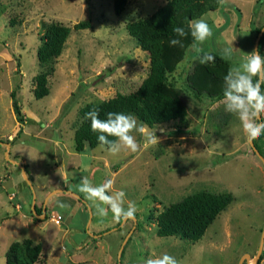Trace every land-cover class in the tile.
Returning a JSON list of instances; mask_svg holds the SVG:
<instances>
[{
    "label": "rangeland",
    "instance_id": "1",
    "mask_svg": "<svg viewBox=\"0 0 264 264\" xmlns=\"http://www.w3.org/2000/svg\"><path fill=\"white\" fill-rule=\"evenodd\" d=\"M166 1L125 0L116 14L114 0H0V141L10 144L7 154L0 144V264L10 244L25 238L41 245L42 264H117L126 236L119 264H142L165 253L179 264H237L245 253L249 261L256 255L264 226V166L241 120L225 111L224 96L197 95L188 77L204 52L223 56L231 69L246 60L256 29L264 25V0H223L197 18L207 22L212 37L194 42L167 76L186 107L184 118L151 127L136 118L146 126L144 133H132L140 145L136 152L122 149L114 155L102 145L74 149L80 109L133 92L147 76L148 53L125 25L150 16ZM86 19L91 27L72 30L58 57L38 62L49 25ZM41 73L47 74L48 92L36 99L35 77ZM150 132L159 144L146 145ZM255 143L264 156V136ZM8 157L25 166L32 189ZM82 177L94 186L113 180L112 191L125 193V209L129 202L136 206L135 220H118L111 211L96 214L98 202L78 190ZM202 190L230 192L233 200L198 241L158 236L157 214ZM32 191L33 209L42 215L45 207L42 217L32 214ZM61 203L68 207L60 208ZM255 264H264V244Z\"/></svg>",
    "mask_w": 264,
    "mask_h": 264
},
{
    "label": "trees",
    "instance_id": "2",
    "mask_svg": "<svg viewBox=\"0 0 264 264\" xmlns=\"http://www.w3.org/2000/svg\"><path fill=\"white\" fill-rule=\"evenodd\" d=\"M221 1L223 0H167L150 16L126 23L128 34L148 53L149 72L135 91L117 94L98 103H88L80 109L82 121L74 132L76 152H82L86 145L91 148L101 145L97 139L100 133L93 132L90 121L84 119L85 113L93 108L100 110L101 119H105L108 112H123L135 115L149 127L186 116V107L178 97V90L167 83V76L176 69L187 49L194 43L190 35L191 22L207 12L216 10ZM124 2L125 0H114L116 14L123 10ZM90 27V19L76 22L72 26L61 23L49 25L41 36L42 44L36 52L38 62L43 65L51 58L58 57L72 30ZM176 27H183L187 35L176 36L173 31ZM260 28L256 29L257 33ZM172 39H179L181 44L173 46L170 43ZM263 40L264 32L259 41V52ZM207 54L213 55L214 61L201 63V59ZM230 69L229 61L223 56L214 52L201 53L188 77L189 85L197 95L204 93L213 98L223 97L224 77ZM46 77V73L35 77L36 99L44 97L48 92ZM255 80L256 77H253V82ZM263 89L264 85L261 86V92ZM15 92L16 89L11 92L13 98ZM13 107L19 120H22L16 99L13 100ZM262 136L264 134L260 137ZM113 139L114 137H109V140ZM254 144L261 152L255 140ZM232 200L233 195L230 192L214 193L202 190L187 195L157 214L156 234L160 237L175 236L189 242L198 241ZM41 254V245L25 238L22 242L15 241L10 244L5 254V264H42Z\"/></svg>",
    "mask_w": 264,
    "mask_h": 264
},
{
    "label": "clouds",
    "instance_id": "3",
    "mask_svg": "<svg viewBox=\"0 0 264 264\" xmlns=\"http://www.w3.org/2000/svg\"><path fill=\"white\" fill-rule=\"evenodd\" d=\"M174 33L178 37H185L187 33L183 27H176ZM190 35L194 42L203 43L212 37L213 33L207 22L203 19H195L191 22ZM170 43L175 46L181 44L179 39H172ZM196 43L193 44V48ZM226 55H231V50H225ZM246 60L238 67L230 69L224 77V105L225 111L235 114L241 120L243 129L249 142L258 139L264 134V93L261 86L264 85V56L259 50L245 54ZM211 54L205 55L201 63L214 61ZM253 77H256L253 82ZM85 120H89L91 130L98 132L97 137L101 145L107 147L111 154H117L122 149L136 152L140 145L137 143L133 132L144 133L146 126L138 124L135 116L123 112H108L105 119L100 118V110L93 108L85 113ZM109 137H114L109 140ZM146 145L160 143L156 132L149 133ZM113 180L107 179L100 185H93L86 177L80 180L78 190L84 193L89 200L97 201L96 214L103 217L111 211L116 219L135 220L136 206L129 202L127 209L124 207L125 193L113 192ZM60 208H67L66 204H59ZM106 206V207H105ZM142 264H179L175 257L163 254L155 259H144Z\"/></svg>",
    "mask_w": 264,
    "mask_h": 264
},
{
    "label": "water",
    "instance_id": "4",
    "mask_svg": "<svg viewBox=\"0 0 264 264\" xmlns=\"http://www.w3.org/2000/svg\"><path fill=\"white\" fill-rule=\"evenodd\" d=\"M263 32H264V25L260 28V30L258 31V33H257V35H256V38H255V41H254V44H253V51H254V50H257V49L259 50V41H260V38H261ZM0 144H5V146H6V151H5V153L7 154L10 144H9L8 142H3V141H0ZM249 144H250L252 150H253V151L256 153V155L259 157V159L261 160V162H262V164H263V166H264V156H263V154L258 150V148L255 146V144H254V140L251 141V142H249ZM8 161L11 162V163H13V164H15V165H17V166L21 169V173H22L23 178H24L25 181L27 182L28 186L32 189V188H33V183H32V181H31V179L29 178L28 173H27L26 170H25V166H24L23 164H21L19 161H17V160H13L12 158H9V157H8ZM32 192H33V191H32ZM73 194H74V193H73ZM75 195L81 200L80 196H78L77 194H75ZM34 203H35V195H34V192H33V199H32V214H34V215L37 216V217H42V216H44V215H45V207L43 206V208H42V215H39V214L36 212V210L33 209V205H34ZM126 241H127V236L124 238V240H123V242H122V244H121V246H120V249H119V251H118V263H117V264L120 263V257H121V254H122V251H123V248H124V245H125ZM263 244H264V226H263V228H262V233H261L260 243H259V246H258V250H257L256 255L252 258L251 261H249V259H248L249 254L245 253V254H243V255L240 257V259H239V261H238L237 264H243V262H245V263H249V264H255L256 261H257V257H259V255H260V252H261V250H262ZM244 256H247V258L244 259Z\"/></svg>",
    "mask_w": 264,
    "mask_h": 264
},
{
    "label": "built area",
    "instance_id": "5",
    "mask_svg": "<svg viewBox=\"0 0 264 264\" xmlns=\"http://www.w3.org/2000/svg\"><path fill=\"white\" fill-rule=\"evenodd\" d=\"M53 219L58 223L60 219H62V216L60 214H57Z\"/></svg>",
    "mask_w": 264,
    "mask_h": 264
}]
</instances>
